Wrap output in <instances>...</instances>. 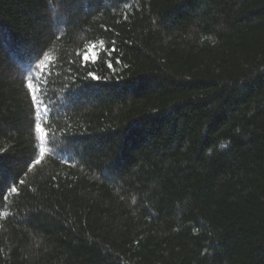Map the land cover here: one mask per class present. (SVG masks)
Returning a JSON list of instances; mask_svg holds the SVG:
<instances>
[{
  "label": "trees",
  "instance_id": "16d2710c",
  "mask_svg": "<svg viewBox=\"0 0 264 264\" xmlns=\"http://www.w3.org/2000/svg\"><path fill=\"white\" fill-rule=\"evenodd\" d=\"M0 264H264V0H0Z\"/></svg>",
  "mask_w": 264,
  "mask_h": 264
},
{
  "label": "rangeland",
  "instance_id": "374dc122",
  "mask_svg": "<svg viewBox=\"0 0 264 264\" xmlns=\"http://www.w3.org/2000/svg\"><path fill=\"white\" fill-rule=\"evenodd\" d=\"M94 53H95L94 49H90V51L87 53L86 57H88V56L93 57Z\"/></svg>",
  "mask_w": 264,
  "mask_h": 264
},
{
  "label": "snow or ice",
  "instance_id": "6c2138e0",
  "mask_svg": "<svg viewBox=\"0 0 264 264\" xmlns=\"http://www.w3.org/2000/svg\"><path fill=\"white\" fill-rule=\"evenodd\" d=\"M84 59H87V57H85Z\"/></svg>",
  "mask_w": 264,
  "mask_h": 264
}]
</instances>
